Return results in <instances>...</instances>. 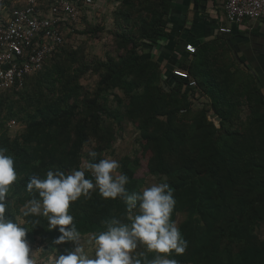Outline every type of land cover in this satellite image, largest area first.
<instances>
[{"label": "trees", "instance_id": "1", "mask_svg": "<svg viewBox=\"0 0 264 264\" xmlns=\"http://www.w3.org/2000/svg\"><path fill=\"white\" fill-rule=\"evenodd\" d=\"M174 1L119 0L115 45L106 58L85 59L84 46L69 41L75 29L41 70L26 76L22 88H0V148L13 157L17 172L6 212L16 219L38 197L26 188L33 175L81 169L92 162V151L97 161L104 159L130 123L153 152L150 173L174 190L170 219L189 242L183 255L173 251L168 257L179 264H264V89L217 37L197 44L179 63L188 77L171 70L172 78L165 79L160 60L145 50L169 37ZM102 30L101 24L89 27L94 35ZM91 68L99 75L93 89L81 82ZM12 121L23 125L14 137ZM122 168L128 192L140 191L135 169ZM134 212L123 199H105L98 189L69 207L81 235L103 231L106 220ZM55 232L53 239L60 235ZM136 254L157 255L145 246Z\"/></svg>", "mask_w": 264, "mask_h": 264}, {"label": "clouds", "instance_id": "2", "mask_svg": "<svg viewBox=\"0 0 264 264\" xmlns=\"http://www.w3.org/2000/svg\"><path fill=\"white\" fill-rule=\"evenodd\" d=\"M89 155L92 162L84 169H73L68 173L50 169L44 178L33 175L26 184L27 190L38 197L34 195L25 203L22 215H43L47 218V230L56 229L60 233L52 243L71 244V248L56 256L54 264H179L168 254L174 251L183 255L189 242L170 219L176 205L174 190L164 182L129 193L125 187L129 177L123 173L114 175L120 167L118 161L108 158L97 161L95 151ZM85 171L90 173V178H86ZM16 180L14 159L0 148V264H35L27 238L29 230L22 221L6 212L10 186ZM97 189L105 199H123L135 212L125 218L127 222L117 217L106 220L105 230L91 237L93 250L87 251L69 207L81 196L90 198L92 191ZM138 244L157 255L152 259L142 254L134 255L133 250Z\"/></svg>", "mask_w": 264, "mask_h": 264}, {"label": "built area", "instance_id": "3", "mask_svg": "<svg viewBox=\"0 0 264 264\" xmlns=\"http://www.w3.org/2000/svg\"><path fill=\"white\" fill-rule=\"evenodd\" d=\"M94 5L95 0H10L9 4L0 0V88H22L26 76L44 67L80 24L85 9ZM224 8L226 24L221 32H231L245 19L264 18V0H225ZM186 48L191 53L196 50L192 43ZM174 73L189 75L180 69Z\"/></svg>", "mask_w": 264, "mask_h": 264}, {"label": "rangeland", "instance_id": "4", "mask_svg": "<svg viewBox=\"0 0 264 264\" xmlns=\"http://www.w3.org/2000/svg\"><path fill=\"white\" fill-rule=\"evenodd\" d=\"M98 3V11L91 17L85 18L81 21L75 29H78L73 34L69 41L75 46H84L85 59L95 61L97 59L106 58L108 52H112V48L115 45L116 28L113 23V12L117 8L119 2L117 0H105ZM119 1V0H118ZM106 3V5H104ZM97 24H101L105 27V30L98 31L97 35L92 34L89 31V27H94ZM74 29V30H75ZM114 30V31H113ZM73 32V31H72ZM70 33V32H69ZM67 37V36H66ZM81 79L82 84L89 88H95L99 75L91 71ZM218 123L216 118L211 117ZM127 124V123H126ZM23 130V125L15 124L9 129V135L14 137ZM94 148L97 143L93 142ZM91 148L90 146L86 148ZM105 158L114 159L118 161L120 167L115 170L114 175L123 173L122 166L129 165L136 171V176L140 179L141 190L145 187H150L152 184L158 183L157 177L150 173V167L154 165L153 152L147 147L146 142L140 139L139 131L130 123H128L125 129L120 130V135L117 136L113 142V151L106 155ZM86 163L81 165V169L85 168ZM86 172V171H85ZM87 173V172H86ZM89 173V172H88ZM23 208V207H22ZM22 208L20 212L16 214V219L23 222V226L26 227L28 232V240L33 250L35 264H54V260L59 253H63L65 249L71 248V244L65 243L56 246H52V240L55 236V229L47 230V218L43 215L40 216H28L22 215ZM41 220L40 224L34 228L30 222ZM261 235L264 236V225L260 228ZM94 234L82 235V243L87 251H92L91 237ZM143 245H139L133 250V254L142 248Z\"/></svg>", "mask_w": 264, "mask_h": 264}, {"label": "crops", "instance_id": "5", "mask_svg": "<svg viewBox=\"0 0 264 264\" xmlns=\"http://www.w3.org/2000/svg\"><path fill=\"white\" fill-rule=\"evenodd\" d=\"M102 1L106 2L95 0L93 8L85 9L81 21L97 13V5ZM224 4L225 0L174 1L169 16V37L158 44L147 45L145 50L160 60L165 79L172 78L171 70H183L179 68V63L191 56L187 44L192 43L197 48L200 42L217 37L226 54L252 71L264 89V18L245 19L234 25L231 32H221L220 27L226 24Z\"/></svg>", "mask_w": 264, "mask_h": 264}, {"label": "water", "instance_id": "6", "mask_svg": "<svg viewBox=\"0 0 264 264\" xmlns=\"http://www.w3.org/2000/svg\"><path fill=\"white\" fill-rule=\"evenodd\" d=\"M216 120H220V118L219 117H216Z\"/></svg>", "mask_w": 264, "mask_h": 264}, {"label": "bare ground", "instance_id": "7", "mask_svg": "<svg viewBox=\"0 0 264 264\" xmlns=\"http://www.w3.org/2000/svg\"><path fill=\"white\" fill-rule=\"evenodd\" d=\"M196 47V46H195ZM196 51V50H195ZM196 85H197V83H196ZM196 85H191V86H196Z\"/></svg>", "mask_w": 264, "mask_h": 264}]
</instances>
